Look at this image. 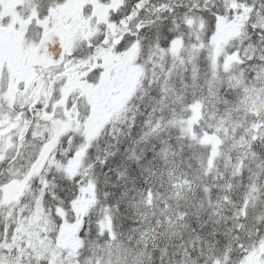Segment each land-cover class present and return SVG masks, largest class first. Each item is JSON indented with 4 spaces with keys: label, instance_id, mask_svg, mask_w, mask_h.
<instances>
[{
    "label": "snow or ice",
    "instance_id": "obj_1",
    "mask_svg": "<svg viewBox=\"0 0 264 264\" xmlns=\"http://www.w3.org/2000/svg\"><path fill=\"white\" fill-rule=\"evenodd\" d=\"M0 264H264V0H0Z\"/></svg>",
    "mask_w": 264,
    "mask_h": 264
}]
</instances>
